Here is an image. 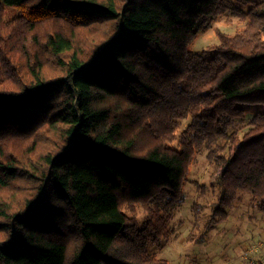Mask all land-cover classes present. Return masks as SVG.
Listing matches in <instances>:
<instances>
[{
  "label": "trees",
  "instance_id": "trees-1",
  "mask_svg": "<svg viewBox=\"0 0 264 264\" xmlns=\"http://www.w3.org/2000/svg\"><path fill=\"white\" fill-rule=\"evenodd\" d=\"M225 13L245 27L189 50ZM67 25L94 39L82 47ZM257 103L264 0H0V264H168L149 247L170 239L203 148L221 167L207 229L239 190L264 213V113L229 134Z\"/></svg>",
  "mask_w": 264,
  "mask_h": 264
},
{
  "label": "rangeland",
  "instance_id": "rangeland-1",
  "mask_svg": "<svg viewBox=\"0 0 264 264\" xmlns=\"http://www.w3.org/2000/svg\"><path fill=\"white\" fill-rule=\"evenodd\" d=\"M19 14L18 8L6 7L4 22L12 20ZM7 21V22H6ZM246 25L245 19L234 17L229 13L221 15L211 26L200 32L189 46L192 52L202 51L220 43L222 35H235ZM58 27L56 21H47L35 26L34 33L43 41L45 31ZM67 31L78 33V43L84 47L94 38L90 36L89 28L75 29L67 25ZM28 32V37L32 35ZM87 47V46H85ZM48 75L57 73L53 64L46 66ZM246 112L242 119L234 121L229 134L238 135L241 139L253 125L251 121L258 112L264 113V103L240 105ZM190 117L179 120L176 136L179 137L190 124ZM219 145L225 147L223 154L233 153L229 139H221ZM172 145L178 147L177 140ZM14 147L21 148L20 141L14 142ZM203 148L192 163L188 179L184 184L185 201L170 220L172 230L168 241L163 246L151 244L149 249L158 256L167 259L168 264H260L264 263V213L252 203L251 194L242 190L231 206L226 209L227 219L207 229L206 224L218 198V188L213 185L215 178L221 172V167L214 158H209V152ZM203 186V189L199 187ZM147 213L136 208V216L142 223Z\"/></svg>",
  "mask_w": 264,
  "mask_h": 264
}]
</instances>
